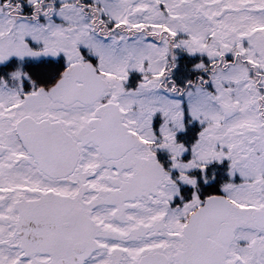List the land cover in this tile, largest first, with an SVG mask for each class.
<instances>
[{"label":"snow or ice","instance_id":"6c2138e0","mask_svg":"<svg viewBox=\"0 0 264 264\" xmlns=\"http://www.w3.org/2000/svg\"><path fill=\"white\" fill-rule=\"evenodd\" d=\"M0 264H264V0H0Z\"/></svg>","mask_w":264,"mask_h":264}]
</instances>
